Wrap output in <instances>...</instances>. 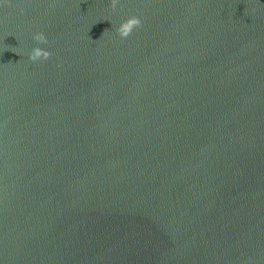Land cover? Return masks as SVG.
<instances>
[{
    "label": "water",
    "instance_id": "95a60500",
    "mask_svg": "<svg viewBox=\"0 0 264 264\" xmlns=\"http://www.w3.org/2000/svg\"><path fill=\"white\" fill-rule=\"evenodd\" d=\"M0 264H264V0L0 6Z\"/></svg>",
    "mask_w": 264,
    "mask_h": 264
},
{
    "label": "clouds",
    "instance_id": "9594fccd",
    "mask_svg": "<svg viewBox=\"0 0 264 264\" xmlns=\"http://www.w3.org/2000/svg\"><path fill=\"white\" fill-rule=\"evenodd\" d=\"M7 3H10V0H2L0 6H3V4ZM119 3L120 0H111V8L113 9V11L116 10ZM21 11H23V9H21ZM139 27H142V20L138 16H131L116 28V33L120 36L121 39H127L133 33L134 29ZM32 38L37 43V45L48 43V38L43 32L35 33ZM51 56L52 53L50 51L36 46L29 54V59L32 62L47 61Z\"/></svg>",
    "mask_w": 264,
    "mask_h": 264
}]
</instances>
